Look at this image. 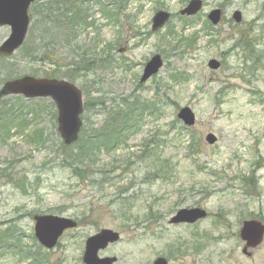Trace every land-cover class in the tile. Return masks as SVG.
I'll list each match as a JSON object with an SVG mask.
<instances>
[{
    "label": "rangeland",
    "instance_id": "rangeland-1",
    "mask_svg": "<svg viewBox=\"0 0 264 264\" xmlns=\"http://www.w3.org/2000/svg\"><path fill=\"white\" fill-rule=\"evenodd\" d=\"M59 1L31 8L32 35L0 59V91L25 74L70 80L83 92L79 140L119 112L125 135L102 149L82 180L68 165L55 103L0 97V114L18 117L0 128V264H84L87 237L105 228L121 236L98 253L115 256L114 264H152L159 256L170 264H264V238L250 256L240 238L243 221L264 224V51L253 64L237 44L239 34L254 28L255 36L264 26V0H205L192 22L179 14L189 0H77L86 21L66 40L63 18L50 31L43 17L42 4L59 8ZM214 8L223 9L222 21L206 28ZM161 9L174 17L153 31ZM235 10L241 23L232 19ZM9 35L0 26V44ZM157 53L163 68L140 82ZM213 58L221 62L215 71ZM186 106L196 116L189 127L177 117ZM37 130L42 143L29 139ZM197 206L208 211L205 219L170 223L179 209ZM36 214L74 218L77 226L45 249L34 235Z\"/></svg>",
    "mask_w": 264,
    "mask_h": 264
},
{
    "label": "water",
    "instance_id": "water-1",
    "mask_svg": "<svg viewBox=\"0 0 264 264\" xmlns=\"http://www.w3.org/2000/svg\"><path fill=\"white\" fill-rule=\"evenodd\" d=\"M36 0H0V26L10 25V36L0 45V56L9 57L24 43L30 26L29 8ZM203 7V0H190L181 11L182 15L193 16ZM170 11H157L153 17L152 29L154 31L163 28L170 20ZM222 17L221 9L212 10L208 18L213 24H218ZM236 22L242 20V13L236 11L233 14ZM161 55L152 57L144 69L141 81H146L151 75L156 74L163 66ZM209 67L218 69L220 62L215 59L209 61ZM79 89V88H78ZM77 87L66 80H56L49 78H34L33 76H23L8 81L0 94H23L26 97H47L50 96L58 106V131L64 138L65 144H71L78 138L81 127L80 114L83 110L82 92ZM178 117L185 125L195 123V115L189 107L180 110ZM207 141L215 143L217 138L210 133L206 136ZM207 215L206 211L200 208L181 209L172 219L173 223L188 222L194 223ZM35 234L40 243L47 248H54L59 237L68 228H74L77 223L73 219L54 216L37 215L35 217ZM119 233L111 229H102L96 236L89 237L86 242V249L83 256L85 264H112L116 258H99L98 251L107 248L111 242L118 241ZM241 238L246 241L244 249L254 248L259 245L264 236V225L259 221H245L241 229ZM153 264H169L164 257L157 258Z\"/></svg>",
    "mask_w": 264,
    "mask_h": 264
},
{
    "label": "trees",
    "instance_id": "trees-1",
    "mask_svg": "<svg viewBox=\"0 0 264 264\" xmlns=\"http://www.w3.org/2000/svg\"><path fill=\"white\" fill-rule=\"evenodd\" d=\"M229 0H222V2H228ZM61 5L59 8L58 6H52L53 2L47 3V4H42L44 7H46L45 11V16L44 20L45 23L47 24L48 28L50 31H52L51 23H53L55 20H58V17L63 18V23L65 24V33H64V39L66 40L75 30L77 29L76 25L80 22V20H83L84 17L82 15V11L75 7V3L77 0H60ZM36 4H40V2H36ZM34 5V6H35ZM34 6L33 9L35 10ZM56 10H60L61 13H57ZM39 13V12H38ZM181 19H186L187 22H190L191 20L195 18H186L180 16ZM192 22V21H191ZM54 26V25H53ZM206 28H211L213 27L206 22ZM259 32L256 29V33H254L255 36L252 35V32L254 31V28L247 33L239 34V40H237V44L243 48L245 53L249 54L253 64H255L257 61H259L260 56L263 54L261 50L259 51L256 49L257 45H259V41L261 39V35H264V26L258 27ZM51 33V32H48ZM32 35V31L30 32V36ZM196 36V32L192 34L193 40L194 37ZM258 36H261L257 38ZM49 38H46L49 40V43H55L57 38H53V36L50 34L48 36ZM45 38V37H44ZM191 40V37L189 38ZM175 41V39L173 40ZM176 47V46H175ZM46 57H43L42 59H45ZM79 69L87 70V66H80L78 67ZM9 114V113H7ZM7 114H2L3 116L0 117V128L1 127H8L7 124L11 123V118ZM13 115V114H12ZM11 115V116H12ZM124 121V123L127 122L126 119L122 116L121 118V112L117 113V116L110 117L109 121H106L105 125L107 128L111 127V131H106L105 128H100L99 130L93 131V134H87L84 135V138L82 137L81 140H79V146L77 148H72L70 146H65L66 148V154L69 159V167L74 173V175L78 176V178L82 180H88L90 178V175L88 174L91 171H93V167L96 164V157L100 152H102V149L104 147H108L111 145L113 142H117L119 139L122 138V126L119 125L120 122ZM119 125V126H118ZM115 126V127H113ZM115 131H112V130ZM83 131V130H82ZM42 135L38 131L37 133L34 134L33 136V142L38 141V143H42L43 139L41 138ZM39 138V139H38ZM68 150V151H67ZM93 173V172H92ZM92 184L94 180H91Z\"/></svg>",
    "mask_w": 264,
    "mask_h": 264
}]
</instances>
